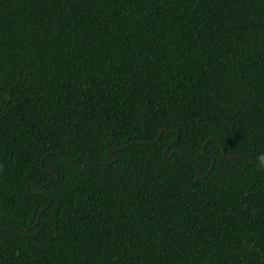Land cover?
Here are the masks:
<instances>
[{"label": "trees", "instance_id": "1", "mask_svg": "<svg viewBox=\"0 0 264 264\" xmlns=\"http://www.w3.org/2000/svg\"><path fill=\"white\" fill-rule=\"evenodd\" d=\"M0 264H264V0H0Z\"/></svg>", "mask_w": 264, "mask_h": 264}, {"label": "water", "instance_id": "2", "mask_svg": "<svg viewBox=\"0 0 264 264\" xmlns=\"http://www.w3.org/2000/svg\"><path fill=\"white\" fill-rule=\"evenodd\" d=\"M2 227V226H1ZM2 228H5V227H2ZM24 234H26V231L24 232Z\"/></svg>", "mask_w": 264, "mask_h": 264}]
</instances>
